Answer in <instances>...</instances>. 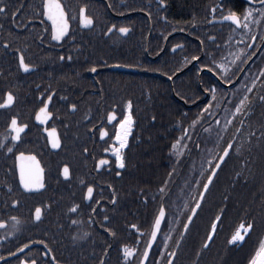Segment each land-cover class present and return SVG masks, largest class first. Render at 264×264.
<instances>
[{
  "label": "flooded vegetation",
  "instance_id": "flooded-vegetation-1",
  "mask_svg": "<svg viewBox=\"0 0 264 264\" xmlns=\"http://www.w3.org/2000/svg\"><path fill=\"white\" fill-rule=\"evenodd\" d=\"M60 2L68 6L66 13L71 8L73 14L80 5H86V13L93 16L96 25L84 27L79 24L78 16L75 20L69 18V33L61 41H52L50 21L35 14L41 0H9L11 10L21 9L15 19L18 23L24 20V28L12 24V17L0 15V88L11 84L18 91V103L11 111L18 112L28 125L20 140L11 141L9 137L4 141L13 146L14 152L8 153L0 147V220L4 221L0 225V256L4 257L0 264H18L19 258L35 259L37 264H54L52 256L60 264H97L106 246L107 234L100 228L102 216H109L111 223L113 216L117 222L121 221L123 212L132 209L137 201L138 178L147 174L151 184L156 181L157 185L165 179V107H202L207 102L205 97L212 95L202 91L209 87V82L218 89L214 103L219 107H233L229 96L234 99L235 85L241 81L247 83V77L253 72L259 77L258 68L264 67V52H258L247 64L241 65L247 77L238 69L232 84H224L207 69L197 71L199 64L209 58L223 56L227 61L228 53L235 51L236 41L240 39L238 32L230 30V22L209 23V10L205 23H201L199 15L191 22L181 23L170 14L169 0L162 4L159 0ZM221 2L225 12L241 13L245 8L259 7L252 0H218L216 4ZM219 12L218 8L216 14ZM112 24L116 29L105 35L107 26ZM121 26L129 31L119 33L117 29ZM250 26L259 35L264 21ZM9 33L16 39L5 53L3 41L9 38ZM39 33L43 35L37 39ZM209 37H214L215 42ZM225 40L229 43L224 44ZM174 44L178 46L175 50ZM16 48L23 51L26 62L35 66L33 69L24 72L18 68L12 55ZM192 56L197 60H192ZM94 65L95 72L91 71ZM49 86L55 89L49 103L52 116L40 124L33 119V109L37 107L39 94ZM128 100L132 101L133 127L123 149L125 166L120 169L115 165L114 155L104 149L113 143L110 135H114V125L122 118ZM72 103L77 105L75 110L67 106ZM157 107L162 108L159 120L154 113ZM110 111L116 112V119L111 122L107 120ZM5 115L0 110V136L7 135ZM45 127L56 128L61 141L59 148H51ZM101 127L110 135L101 138ZM145 135L148 150L156 135L161 136L164 150L154 156L144 155L142 137ZM16 152L36 155L43 169L44 189L25 190L19 186ZM102 157L109 164L97 168L96 163ZM64 163L70 168L67 178L61 171ZM89 183L93 185L95 199L84 200ZM113 192L117 197L115 206L111 200ZM12 199L19 204L11 205ZM73 203L79 205V211L72 219L87 220L90 210L95 209L96 223L89 222L83 228L88 233L84 238H79L77 227L69 222L68 209ZM35 205H42L39 221L32 215ZM111 223L106 227H112ZM48 228L53 231H43ZM29 240L32 243L27 248L16 252L17 247ZM45 244L51 249L47 255Z\"/></svg>",
  "mask_w": 264,
  "mask_h": 264
},
{
  "label": "snow or ice",
  "instance_id": "snow-or-ice-1",
  "mask_svg": "<svg viewBox=\"0 0 264 264\" xmlns=\"http://www.w3.org/2000/svg\"><path fill=\"white\" fill-rule=\"evenodd\" d=\"M159 2L162 4L164 0H159ZM252 3L258 4L259 7H248L241 13H238L235 10H228L225 12L222 2L211 5L209 8L211 20L208 22H230V30L232 32H238L240 34V39L236 41L238 46L235 48V51L228 53L229 59L227 61H225L223 56L209 58L207 62L199 64V67L197 68L198 72L201 69H207L210 73H215L219 77V80L224 84H232L234 75L237 73L238 69L241 75L247 77V74L243 73L241 65L247 64L257 55L258 52H264V28H261L259 35H257V31L250 26L252 24H261V22L264 21V0H252ZM65 7L68 6L62 5L60 0H41L40 6L35 9V14L38 18L44 17L46 18V21H50V39L52 41H61L62 38H65L66 34L69 33V18L75 20L78 16L79 24L84 27L91 28L96 25L93 16L86 13V5H80L76 14L72 13L71 8H69V12L66 13ZM108 7H111V5L109 4ZM218 8L220 10L219 15L216 14ZM20 11L21 9L19 8L15 11L11 10L9 0H0V15L12 17V24L17 28H24L26 26L25 21L20 20L18 23L15 19ZM41 22L44 23L45 21L42 20ZM113 29H116V25L112 24L107 26L105 35L111 33ZM117 31L119 33H127L129 29L125 26H121ZM41 35H43V33H39L37 39H39ZM8 37L9 38H5L3 41L5 53H7L11 47L12 40L16 39L15 37H12L11 33L8 34ZM209 39L215 42L214 37H209ZM257 40H259V43H257ZM223 43L228 44L229 41L225 40ZM201 44H203V41H201ZM24 47L27 48V45L25 44ZM177 47L178 46L175 44L172 45L174 50L177 49ZM12 55L16 59L18 68L22 69L24 72H28L35 67L30 62H26L24 53L20 48L14 49ZM71 58V56L68 57L69 60H71ZM60 59L63 60L64 57L60 56ZM191 59L197 60V57L192 56ZM237 61H239V64ZM233 65H235V67H233ZM91 71H96L95 65L91 68ZM177 71H179V68H177ZM258 71L260 73L259 77L253 72L251 77H247V83L241 81L235 85L233 88L234 99L233 96H229L233 107H226L223 113H219L218 111L219 104L214 103V101L217 100V87L209 82V87L202 89L204 93L211 92V98H208L207 96L205 97L207 102L203 103V106L199 108V111L193 114V118L188 120L187 124L181 125L180 135L177 136L169 146L172 155L179 160L186 150L190 151V149H188V143L191 140L192 135L190 129L195 130L197 127H201L209 117L212 118V123L218 126L216 136L211 140L213 147L204 150L200 149L198 143H192V147L204 152L200 167V172L203 178L200 176L192 177L196 182V187L195 194L189 193L190 204L188 201L184 202V207L187 208L188 211L184 213V219L181 221L177 213L183 211V209H181L179 205H176L175 208L172 207L169 199L172 193L168 191L170 187L169 179H163L156 190V194L151 197V199L155 200L156 195H159L160 200L157 207L139 226L135 223H131L128 226L130 229L135 230L132 237V243L122 240L116 241L118 246L117 264H120L121 259L124 264H175V258H178V248L182 245L186 234L191 231V224L195 222L194 215H198L197 209L202 208V201H206V193L211 191L210 185L215 183L214 177L219 175L218 170H222L223 165L227 164L229 160L233 159V156H235L237 167L240 170L237 172V176L246 175L245 169L250 168L253 158L251 152L246 148L245 142H247L248 146H251L253 140H256L264 146V123H261L259 127L248 125V119L251 116L254 104L257 102L264 104V95L257 94L253 90V86L257 84L258 79L260 80L261 85L264 86V67H259ZM54 92L55 89L49 86L48 89L39 94L37 97V107L33 109L34 121L44 124L52 116V113L49 111V103L53 98ZM225 95H228V93H225ZM181 99H183V97H181ZM17 103L18 91H16L11 84L5 88H0V110H3L6 113L4 124L7 131V135L0 136V147H3L8 153L14 152V148L11 144H5L4 141L8 140L9 137L11 138V141L20 140V134L28 127L27 123L23 122L18 112L11 111L16 107ZM67 106L72 110L77 108L75 103L68 104ZM113 107L115 108V105H113ZM131 108L132 101H126L125 111L123 112L122 118H120L114 125V135H110L103 127L99 129V135L101 138L110 135V139L113 143L108 148H105L104 151H110L114 155L115 165L120 169L125 166L123 149L127 145L128 136L133 127ZM220 115H223V123H221ZM233 118L238 120V124L234 126V132L231 137L222 142L224 130L233 124ZM115 119V111L107 113V120L109 122ZM245 128H248V131H245ZM211 129L212 124L208 126V131ZM44 132L47 133V142L51 145V148H59L61 141L56 134V128L45 127ZM85 151H87V149H85ZM15 159L18 162L19 167V186L25 190L44 189L43 169L37 160L36 155H26L24 152H16ZM24 161H27V163H24ZM108 164L109 161L102 157L96 163V167L100 168L102 165L107 166ZM61 171L64 177L67 178L70 176V168L67 163L63 164ZM174 171L175 169L167 174L169 178L172 177ZM117 175H119V172H117ZM187 187L191 189L193 188V185L189 182ZM93 192V185L91 183L87 184L83 197L84 200L95 199ZM141 197L144 200L148 199L145 195V190L143 189L141 190ZM223 199L226 201L228 197L224 196ZM111 200L113 206H115L117 197L114 192L111 195ZM97 203L99 202L97 201ZM10 204L18 205L19 201L12 199ZM78 211L79 205L73 203L68 209V215L70 217L69 222L73 227H77L79 238H84L88 233L84 232L83 228L88 226L89 222L92 224L96 223L93 215L95 209L90 210L87 220H84L82 217L80 219H72V217L77 216ZM226 211V208L221 206L214 213V216L210 218L207 230L201 238L200 246L195 251L197 257L201 255V250H206L211 246L210 242L215 238L214 233L217 232L218 225H223L224 223ZM32 215L35 220L39 221L42 217V205H35L34 210H32ZM251 215L252 213L250 212L243 213L242 218L234 225L227 237L228 244L235 245L236 243L244 241L246 236L251 234V230H254L255 227L254 220L249 218ZM12 219L16 220L17 218L12 217ZM165 219H167L168 222V231L163 233V239L159 241L163 244V248L157 245L150 253V249H153L154 241L159 239L158 233L161 232V224ZM176 222H180L182 227L179 231L178 238L175 239V246H172L169 244V238L172 235V230H174ZM110 223L109 216L103 215L100 222V228L104 230L108 236L116 237V230L112 227H106V225ZM2 224H4V221L0 220V225ZM145 225H147V227H145ZM141 236L145 237L143 244L140 243ZM31 243L32 241L29 240L27 244L20 245L16 248V252H21L22 249L27 248L28 244ZM40 243L44 244V241H40ZM45 248L47 249L46 244ZM110 248V245L103 247V254L97 258V264H108L106 256L110 254ZM164 249L170 250L165 252ZM50 251L51 249H47L45 255ZM157 253H159V255H157ZM8 255L11 256L14 254L8 253ZM2 259H4V257L0 256V260ZM52 261L54 264H60L55 256H52ZM18 264H37V261L31 258H19ZM194 264H198V262L194 261ZM248 264H264V238L259 240V246L255 249V253L251 255Z\"/></svg>",
  "mask_w": 264,
  "mask_h": 264
},
{
  "label": "trees",
  "instance_id": "trees-1",
  "mask_svg": "<svg viewBox=\"0 0 264 264\" xmlns=\"http://www.w3.org/2000/svg\"><path fill=\"white\" fill-rule=\"evenodd\" d=\"M217 2L218 0H169L170 14L175 16L177 21L181 23L191 22L199 15L201 23H205L209 8ZM253 90L257 94L264 95V86L261 85L260 81L255 87L253 86ZM199 108L165 107V178L169 179L170 187L168 191L172 193L169 198L172 207L175 208L176 205H179L183 209V211L177 213L181 221L184 219V213L188 211L184 207V202L188 201L190 204L189 193L195 194L196 182L192 177L200 176L203 178L200 167L204 152L192 147V143H198L200 149L204 150L213 147L211 140L216 136L218 126L213 124L212 118L209 117L201 127H197L195 130L190 129L192 133L191 140L188 143L190 151L186 150L179 160L172 155L169 146L180 135L181 125L187 124L188 120L193 118V114L199 111ZM225 108L219 107V113H223ZM154 113L155 119H161L162 108H155ZM220 120L223 123V115H220ZM261 123H264V104L257 102L254 104L251 116L248 119V125L259 127ZM210 124H212V129L208 131ZM236 124H238V120L233 118V124L224 130L222 142L231 137ZM244 130L248 131V128ZM152 139L153 144L149 143L148 150L146 135L142 137V152L144 155L151 153L154 156L164 150L162 149L163 143L160 135H156ZM245 145L253 158L250 168L245 169L246 175L237 176V172L240 170L237 167L235 156L223 165L222 170H219V175L214 178L215 183L210 185L211 191L206 193V201H202V208H198V215L194 219L195 222L191 224V231L186 234L182 245L178 248V258H175V264H194V261L198 264H248L251 255L255 253L256 244L264 234V146L256 140H253L251 146H248L247 142H245ZM190 160L192 162H189ZM173 169H175L174 174L169 178L167 174ZM145 172L148 173L147 170H144ZM146 175L138 178L137 201L132 209L128 208L123 212L120 222L116 221V217H112L111 225L116 230V237L111 240L108 235H105L106 246H111L110 254L106 256L108 264H117V240L132 243L135 230L130 229L129 224L135 223L139 226L153 212L160 200L159 195H156L155 200L151 199L152 195L156 194L160 184L157 185L156 181L151 184ZM189 182L193 185L191 189L187 187ZM142 189L145 190L147 200L141 197ZM224 196L228 197L226 201L223 199ZM221 206L227 210L224 223L218 225L211 246L206 250H201V255L197 257L195 251L200 246L201 238L207 230L209 220ZM245 212L252 213L249 218L254 220V230H251V234L247 236L243 245H230L227 243V237ZM181 227L180 222L175 223L174 230H172V235L169 238L170 245L175 246V239L178 238ZM43 231H53V229L48 228L43 229ZM165 231H168L167 219L155 247L158 245L163 248V244L159 241L163 239ZM144 239L145 237L141 236V244H143ZM164 250L167 252L170 249ZM120 264H124L122 259Z\"/></svg>",
  "mask_w": 264,
  "mask_h": 264
},
{
  "label": "water",
  "instance_id": "water-1",
  "mask_svg": "<svg viewBox=\"0 0 264 264\" xmlns=\"http://www.w3.org/2000/svg\"><path fill=\"white\" fill-rule=\"evenodd\" d=\"M214 22H219V21H214ZM219 23H223V22H219ZM218 171H219V170H218ZM215 177H216V176H215ZM215 177H214V178H215ZM197 212H198V209H197ZM195 217H196V215H194V219H195ZM164 221H165V220H164ZM164 221H162V224H161V230H162V227H163ZM160 233H161V232H160ZM160 233H158V238H159V236H160ZM215 234H216V233H214V237H215ZM246 238H247V236H246ZM246 238H245V240H246ZM245 240H244V241H241V242H239V243H236V244H238V246H241V245H243V243L245 242ZM157 241H158V240H157ZM157 241H154L153 248L155 247ZM211 242H212V241H211ZM211 242H210V244H211ZM152 250H153V249H150V253H151Z\"/></svg>",
  "mask_w": 264,
  "mask_h": 264
},
{
  "label": "rangeland",
  "instance_id": "rangeland-1",
  "mask_svg": "<svg viewBox=\"0 0 264 264\" xmlns=\"http://www.w3.org/2000/svg\"><path fill=\"white\" fill-rule=\"evenodd\" d=\"M261 238H264V234L261 236ZM261 238H260V239H261ZM260 239H259V240H260ZM256 245H257V247H258V245H259V241H258V243H257Z\"/></svg>",
  "mask_w": 264,
  "mask_h": 264
},
{
  "label": "bare ground",
  "instance_id": "bare-ground-1",
  "mask_svg": "<svg viewBox=\"0 0 264 264\" xmlns=\"http://www.w3.org/2000/svg\"><path fill=\"white\" fill-rule=\"evenodd\" d=\"M164 225V224H163Z\"/></svg>",
  "mask_w": 264,
  "mask_h": 264
}]
</instances>
